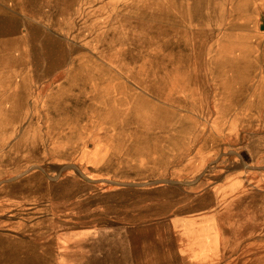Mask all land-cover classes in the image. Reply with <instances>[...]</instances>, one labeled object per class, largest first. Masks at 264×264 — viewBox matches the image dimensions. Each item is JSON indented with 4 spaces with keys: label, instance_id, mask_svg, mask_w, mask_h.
I'll return each mask as SVG.
<instances>
[{
    "label": "rangeland",
    "instance_id": "rangeland-1",
    "mask_svg": "<svg viewBox=\"0 0 264 264\" xmlns=\"http://www.w3.org/2000/svg\"><path fill=\"white\" fill-rule=\"evenodd\" d=\"M0 2V264H264V0Z\"/></svg>",
    "mask_w": 264,
    "mask_h": 264
},
{
    "label": "crops",
    "instance_id": "crops-1",
    "mask_svg": "<svg viewBox=\"0 0 264 264\" xmlns=\"http://www.w3.org/2000/svg\"><path fill=\"white\" fill-rule=\"evenodd\" d=\"M3 3L0 2L2 7ZM188 234L191 239V251L194 259L196 260H205L210 258V244L206 240V237L199 231L189 229Z\"/></svg>",
    "mask_w": 264,
    "mask_h": 264
}]
</instances>
